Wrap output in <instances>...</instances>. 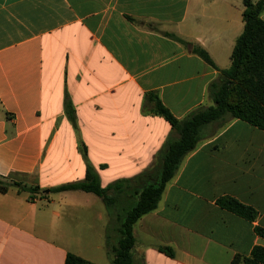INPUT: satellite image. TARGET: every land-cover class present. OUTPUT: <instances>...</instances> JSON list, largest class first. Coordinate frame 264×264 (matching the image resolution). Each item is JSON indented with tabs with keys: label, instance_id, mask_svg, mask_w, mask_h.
Listing matches in <instances>:
<instances>
[{
	"label": "crops",
	"instance_id": "crops-1",
	"mask_svg": "<svg viewBox=\"0 0 264 264\" xmlns=\"http://www.w3.org/2000/svg\"><path fill=\"white\" fill-rule=\"evenodd\" d=\"M244 11L243 0H0V180L27 187L0 192V264H65L68 254L114 264L115 212L94 194L50 190L85 179L79 138L103 187L147 171L179 135L143 113L146 95L179 120L214 106L210 86L231 67ZM222 197L253 207L257 219L222 209ZM257 227L264 131L241 120L208 125L158 208L134 225L135 261L231 264L264 247Z\"/></svg>",
	"mask_w": 264,
	"mask_h": 264
},
{
	"label": "trees",
	"instance_id": "trees-1",
	"mask_svg": "<svg viewBox=\"0 0 264 264\" xmlns=\"http://www.w3.org/2000/svg\"><path fill=\"white\" fill-rule=\"evenodd\" d=\"M243 3L245 27L236 42L231 67L221 71L218 81L210 86L214 106L199 109L186 119L179 120L163 105L157 94L146 95L143 113L164 118L179 135L178 139L169 137L147 171L134 178L120 179L103 187L97 170L88 159L87 147L79 138V151L86 163L85 179L50 190V193L82 191L94 194L102 199L109 213L115 212L113 217L119 225L120 239L114 249V264H136L134 225L143 216L158 208L167 185L175 177L183 159L193 152L202 140V131L206 126L227 122L230 117L229 120H241L264 131V20L261 17L264 12V0H243ZM194 52L215 67L206 51L196 48ZM64 109L67 119L79 136L77 114L68 94L65 95ZM21 186L0 180L1 193L9 192L13 187H19V192L27 190V187ZM28 190L38 189L36 187ZM121 201L123 204L119 206ZM125 201H129L126 206ZM217 204L250 222H254L258 217L253 207L231 197H222L218 199ZM255 231L264 239L263 228L257 227ZM160 250L169 257L175 256L172 248ZM65 264L94 263L68 254ZM231 264H264V247L256 246L248 257L235 256Z\"/></svg>",
	"mask_w": 264,
	"mask_h": 264
},
{
	"label": "rangeland",
	"instance_id": "rangeland-1",
	"mask_svg": "<svg viewBox=\"0 0 264 264\" xmlns=\"http://www.w3.org/2000/svg\"><path fill=\"white\" fill-rule=\"evenodd\" d=\"M230 119V117H228V120ZM50 162H48V165H49ZM14 184V183H13Z\"/></svg>",
	"mask_w": 264,
	"mask_h": 264
},
{
	"label": "water",
	"instance_id": "water-1",
	"mask_svg": "<svg viewBox=\"0 0 264 264\" xmlns=\"http://www.w3.org/2000/svg\"><path fill=\"white\" fill-rule=\"evenodd\" d=\"M48 192V191H47Z\"/></svg>",
	"mask_w": 264,
	"mask_h": 264
}]
</instances>
